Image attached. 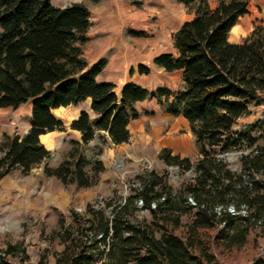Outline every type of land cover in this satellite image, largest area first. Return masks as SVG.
<instances>
[{"label": "trees", "instance_id": "16d2710c", "mask_svg": "<svg viewBox=\"0 0 264 264\" xmlns=\"http://www.w3.org/2000/svg\"><path fill=\"white\" fill-rule=\"evenodd\" d=\"M175 1L192 19L173 36L177 55L161 54L154 65L181 72L183 87L149 90L129 84L117 94L114 85L98 81L104 62L85 72L82 46L91 26L85 4L56 8L52 0H0V109L32 103L30 130L4 135L0 142V182L50 161L53 152L40 137L68 129L54 111L88 100L90 111H82L69 127L81 139L72 141L58 166L44 167L45 177L65 187L86 190L99 183L106 172L103 149L90 153L87 147L96 140L129 143L130 125L140 116L138 103L156 100L171 116L184 118L199 150L196 161L172 156L168 148L160 154L183 178L192 173L178 189L166 176L147 172L138 178L141 188L131 184L122 200L102 208L89 204L83 214L70 208L72 222L61 217L55 231L66 244L56 264H221L202 230L218 228L215 240L228 251L244 248L254 232L264 236V144L254 136L256 129L264 132V121L235 130L240 119L251 115L252 103L264 97V24L235 44L231 32L248 14L251 0H217L214 8L209 0ZM150 72L139 67L140 75ZM241 149L249 153L234 171L224 155ZM231 206L238 214L229 211ZM144 209L149 218L138 220ZM185 216L193 221L182 238L174 230ZM46 259L42 253L40 264H48ZM250 264H264V255Z\"/></svg>", "mask_w": 264, "mask_h": 264}, {"label": "rangeland", "instance_id": "374dc122", "mask_svg": "<svg viewBox=\"0 0 264 264\" xmlns=\"http://www.w3.org/2000/svg\"><path fill=\"white\" fill-rule=\"evenodd\" d=\"M64 1L69 6L81 2L90 9L92 17L110 16L114 20L119 30L114 42L118 40L119 48L123 42L127 44L128 57L134 65L142 62L150 69V74L146 76L149 89L167 88L176 91L183 87L181 72L167 73L157 68L153 60L160 54H177L173 36L183 23L192 19L184 5L175 0H100L98 4L93 0ZM209 1L213 8L216 7L217 0ZM263 24L264 0H251L248 14L233 29L230 41L242 43ZM31 104L29 102L16 110L0 109V142L4 135L25 133L30 126ZM135 107L140 116L131 124L132 137L129 143L116 147L96 140L87 147L88 152L98 147L103 149L101 160L106 172L100 176L96 186L77 190L74 185L65 187L60 181L44 175L47 164L58 166L72 149V141L81 139L70 129L59 134L64 144L53 153L50 161L35 167L27 175L15 171L0 182V264H40L42 253L46 255L48 264H56L57 255L66 250V244L55 234L61 217L64 216L66 223L70 224V208L83 214L89 204L102 208L111 200L119 201L128 197V187L139 183L138 178L147 172L166 176L168 183L175 189L181 186L184 178L192 177V173H187L183 178L177 167L167 166L160 159V154L167 148L172 151V156L180 155L192 161L199 159V150L189 123L182 117L168 114L156 100ZM250 108L251 115L240 119L235 130L264 121V97L253 102ZM82 111H90L88 101L69 107L66 111L54 112V115L69 128L74 117ZM254 136L259 139V144H264L263 130L256 129ZM247 153L249 151L245 149L236 150L224 155V158L234 171H239L240 160ZM221 210L218 209L219 212ZM229 211L238 214L233 206ZM136 218H149V211L144 209ZM192 221L191 218L183 217L181 226L174 230L175 234L186 238L187 227ZM217 233L218 228L202 230L204 241L209 243L221 264H250L255 258L264 255V236H258L256 232L248 245L232 251L217 243Z\"/></svg>", "mask_w": 264, "mask_h": 264}, {"label": "crops", "instance_id": "0c3cea01", "mask_svg": "<svg viewBox=\"0 0 264 264\" xmlns=\"http://www.w3.org/2000/svg\"><path fill=\"white\" fill-rule=\"evenodd\" d=\"M77 3H81V2H77ZM52 5L56 8H66L69 6V4H67L66 1L64 0H56V2L55 0H52ZM90 22H91V26L86 35L87 40L86 43L82 46L83 58L88 63V67L85 70V72L91 71L100 63L104 62L105 67L102 73L99 75L98 81L100 83H107L114 85L116 87L115 91L117 94L121 93L122 89L129 84H135L142 88L149 89L148 84L146 83L147 75L139 74V67L144 66L143 63L141 62L138 63L137 65H134L133 62L130 61L128 57L129 49L127 44H124L123 42V45L121 44V48H119L118 40L114 42V37L119 33L118 26H116L114 20L112 21L110 16H108L107 18L101 16L100 17L91 16ZM176 52L178 53L177 50ZM153 64H154V60H153ZM88 102L91 106V101L88 100ZM143 103L145 102L138 104H143ZM138 104H136V106ZM31 108L32 106L30 107V111H29L30 122H31ZM68 108L57 109L54 112H58L61 110L66 111ZM79 117L80 114L79 115L77 114L74 117L75 119L73 121H76ZM56 118L62 121V119L58 117ZM136 120H133L132 123ZM30 128H31V124L24 134H18V135L21 136L25 135L30 130ZM73 132L77 133L81 137V134L79 132L77 131H73ZM60 133L63 132H52L46 135H42L40 137V140L42 144H44L49 151L53 153L57 152L62 148L64 144L62 143L63 142L62 137H59ZM120 146L122 145H118L116 147H120Z\"/></svg>", "mask_w": 264, "mask_h": 264}, {"label": "built area", "instance_id": "2783aa9c", "mask_svg": "<svg viewBox=\"0 0 264 264\" xmlns=\"http://www.w3.org/2000/svg\"><path fill=\"white\" fill-rule=\"evenodd\" d=\"M135 188H141V184L140 183H137L134 185ZM129 191H130V186L128 187ZM165 199L163 198L162 201H164ZM189 202L192 206H195L196 204L194 203V201L192 199H189ZM139 206L142 207L143 206V203H142V200L139 201ZM152 208L155 209L156 208V204L154 203L152 205Z\"/></svg>", "mask_w": 264, "mask_h": 264}]
</instances>
